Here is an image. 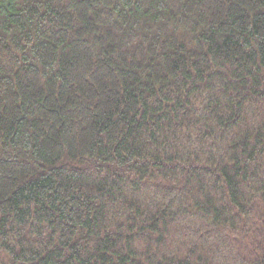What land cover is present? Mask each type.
Listing matches in <instances>:
<instances>
[{
	"label": "trees",
	"instance_id": "trees-1",
	"mask_svg": "<svg viewBox=\"0 0 264 264\" xmlns=\"http://www.w3.org/2000/svg\"><path fill=\"white\" fill-rule=\"evenodd\" d=\"M0 264H264V0H0Z\"/></svg>",
	"mask_w": 264,
	"mask_h": 264
}]
</instances>
